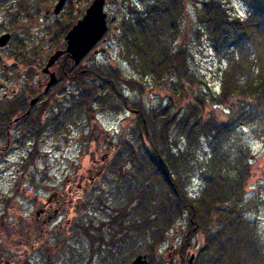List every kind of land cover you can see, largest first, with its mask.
<instances>
[{
    "label": "trees",
    "instance_id": "1",
    "mask_svg": "<svg viewBox=\"0 0 264 264\" xmlns=\"http://www.w3.org/2000/svg\"><path fill=\"white\" fill-rule=\"evenodd\" d=\"M242 1L245 14L236 15L223 0H193L194 35L205 37L221 63L216 94H189L197 79L187 39L176 42L185 0H141L142 8L131 4V15L118 19L121 55L138 79L94 59L64 65L68 125L91 120L97 110L131 111L134 125L77 200L58 261L73 260V243L79 248L81 242L86 264H129L139 254L149 264H164L160 247L185 219L182 262L264 264V239L246 210L252 151L237 137L239 128H264V0ZM145 77L169 82L170 105L147 108L131 100L124 87L143 90ZM195 176L198 193L189 189ZM194 232H202L204 242L191 263L186 257ZM42 258V264H57L46 249ZM20 264L33 263L25 258Z\"/></svg>",
    "mask_w": 264,
    "mask_h": 264
},
{
    "label": "rangeland",
    "instance_id": "2",
    "mask_svg": "<svg viewBox=\"0 0 264 264\" xmlns=\"http://www.w3.org/2000/svg\"><path fill=\"white\" fill-rule=\"evenodd\" d=\"M129 1L134 2L136 0H126L125 4L120 0H117V2L116 0H109V13L115 16L123 15L126 12ZM223 1L236 15L245 14L244 1ZM80 7L83 8V6ZM185 10L186 14L182 20L183 35L176 42L179 44L183 38H185V41L187 39L186 43L190 53L189 65L197 79L192 85L193 92L190 91L189 94L192 95V98L198 93L210 96L211 93L216 94L220 91L221 63L213 53L205 37L197 38L194 35L197 21L193 0H185ZM102 47H105V50H101V53L94 58L95 62L121 67L128 77L132 76L138 79L139 76L124 61L121 55V44L118 40L114 38L108 39ZM168 84L169 82L164 83L162 81L157 85L152 78L145 77L142 84L139 85L143 90L139 88L131 90L127 87H124V90L131 100L143 101L147 108L159 109L170 105L172 100L173 94L169 91ZM189 86L187 82L188 89ZM184 100L187 101V99ZM173 103L175 109H179V105L175 104V101ZM133 125L134 116L131 111L113 113L111 111L97 110L91 120L85 121L82 119L78 124L70 122L62 133L59 135L53 134L51 138H48L45 146L48 151L47 155L39 160L36 165L39 172L37 177L43 179L46 178V174L52 176L54 177V184H58L62 180L64 183L70 179L74 180L71 181L70 185H61L55 188V191L65 195V201L69 200L71 204L66 209L63 217L54 219L53 223L48 226L49 228H46L50 233L52 231V234L48 237L37 233L42 226L39 225L38 228L35 223L36 210L34 207L36 203L33 202L34 198L33 201L31 199L33 190L27 188L26 196L21 194L14 203L7 205L9 187L7 183L5 185L0 184V192L2 193L0 195V264H20V261L25 258L39 259L42 254L40 251L34 250L33 247L38 246L42 241L45 243L52 237L51 247L57 251L55 249L50 251V247L45 244L43 249L48 250V253L57 264L87 263L89 255L81 242L79 248H76V244L73 243L75 246L73 260L69 261L68 258H65L63 261H58L59 252L66 253L62 244L68 238L66 231L67 222L75 216L77 200L84 195V189L89 185L88 182H90V179H94L99 171V167L95 165V162L100 161L104 156L108 158L109 154L107 153L114 151L122 137L129 134ZM237 134L239 140L249 145L252 151L250 160L252 165L251 177L245 188L248 205L246 209L247 215L251 216L255 221L257 229L264 239V128L258 125L246 126L239 128ZM16 158L20 159L19 156ZM47 168H49V172H46ZM6 175H9V173ZM5 180L7 181L6 177L2 180L0 179V181L4 182ZM80 184L83 185L82 188H79ZM199 184L200 182L195 176V178H192L189 189L198 193ZM60 224L63 227L58 228ZM185 226V219L180 220L170 231L167 240L161 245L158 256L163 260L161 262L164 264H171L170 260L173 261V264H186L185 261L183 263L179 259V250L177 249L182 242V230ZM191 241L192 244L186 257L187 261L192 254L197 253L202 247L204 234L202 232H194ZM41 259L43 260L42 257ZM93 263H95V259Z\"/></svg>",
    "mask_w": 264,
    "mask_h": 264
},
{
    "label": "flooded vegetation",
    "instance_id": "3",
    "mask_svg": "<svg viewBox=\"0 0 264 264\" xmlns=\"http://www.w3.org/2000/svg\"><path fill=\"white\" fill-rule=\"evenodd\" d=\"M59 1L0 0V179L7 178V181H0V184L7 183L9 187L7 205L14 203L21 194L26 196L27 188L33 190L31 199L33 201L34 198L33 202L36 203L35 223L38 228L39 225L42 226L39 231L37 228V233L44 237L52 234V231L50 233L46 228L54 219L63 217L71 204V201H65V195L55 191V188L70 185L74 180L68 177L70 180L66 183L62 180L54 184V177L47 174L46 178L39 179L36 165L47 155L45 146L48 138L53 134L59 135L68 126L70 84L65 69L67 64L73 61L70 55L64 52L49 72H45L44 69L52 55L59 50H66L65 38L69 30L83 18L86 10L94 2V0H65L61 11L56 13L55 7ZM120 1L125 4L126 0ZM135 3L137 7L142 8L141 0L129 1L123 15L130 16L132 7L130 5L136 6ZM108 5L109 0H105L104 10L107 13L108 30L82 59L83 64L96 58L101 50H105L102 45L108 39L119 38L117 21L123 15L113 17L109 13ZM65 28L67 29L64 31ZM52 72L55 73L57 80L47 88ZM52 120V124L45 127L47 122ZM18 156L19 160L16 158ZM105 157L95 162L99 170H102V164L107 160ZM46 172H49V168ZM7 173L9 175H6ZM95 179L96 176L90 179V184ZM82 186L80 184L79 188ZM71 220L67 222L66 230ZM61 227L63 226L60 224L58 228ZM52 240L53 237L45 243L42 241L33 249L42 254L45 244L50 247V251H53L55 248L51 247ZM177 249L180 255L181 246ZM60 255L61 252L58 256ZM41 257L33 259L32 263H46ZM169 262L173 264L172 260Z\"/></svg>",
    "mask_w": 264,
    "mask_h": 264
},
{
    "label": "water",
    "instance_id": "4",
    "mask_svg": "<svg viewBox=\"0 0 264 264\" xmlns=\"http://www.w3.org/2000/svg\"><path fill=\"white\" fill-rule=\"evenodd\" d=\"M65 0H60L55 7L56 13L63 8ZM105 0H94L90 7L86 10L85 15L69 30L66 40L67 48L65 51H57L52 55L46 66L45 72H49L52 65L64 53L67 52L75 64H79L86 54L103 38L108 30L107 13L104 10ZM98 52L97 50L95 51ZM51 78L48 82L49 88L57 80L55 73H50ZM194 255L191 257L193 261ZM130 264H149L147 255L139 254Z\"/></svg>",
    "mask_w": 264,
    "mask_h": 264
}]
</instances>
